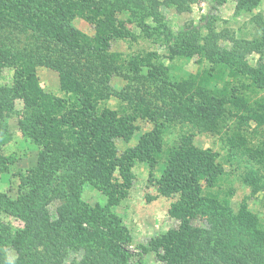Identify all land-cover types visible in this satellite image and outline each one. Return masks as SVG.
Segmentation results:
<instances>
[{"label": "trees", "instance_id": "16d2710c", "mask_svg": "<svg viewBox=\"0 0 264 264\" xmlns=\"http://www.w3.org/2000/svg\"><path fill=\"white\" fill-rule=\"evenodd\" d=\"M212 1L221 6L228 0ZM195 2L169 0L166 4L183 13ZM259 2L235 0V10L250 13ZM158 7L156 0H0V82L4 68L14 69L13 85L0 83V143L10 138L6 121L14 113L19 117L21 135L42 149L37 165L19 173L16 197L0 194V209L24 223L12 240L17 257L8 259L0 248V264H69L72 252H82V257L70 264H130L134 255L124 249V232L112 218L81 201V187L90 183L107 196L110 205H115L127 196L135 162L155 168L162 160L165 171L154 185L162 196L177 197L170 214L181 224L151 239L149 248L141 247V253L155 252L161 264H264V235L245 203L237 216L230 217L228 202L219 205L203 193L202 179L208 181L207 186L214 185L222 173L219 156L210 149L195 147L186 133L169 145L164 140L169 116L153 109L151 103L123 99L122 106L110 108L113 95L107 85L117 69L126 68V61L119 60L110 47L113 41H129L133 36L130 30L121 28L117 17L127 12L145 38L166 42L172 57L197 56L198 64L209 68L208 77L220 74L223 79L225 92L219 96L210 92L207 96L198 88L192 95H199V103L192 96L180 98L177 114L181 120H203L214 126L224 121L226 106L231 105L241 107L242 124L253 120L262 127L264 97L257 95L264 91V68L251 67L246 56L263 53L264 20L254 18L258 36L252 41L217 33L211 22L205 34L188 29L170 42L167 32L160 38L161 33H153L154 28L146 23L148 18L159 21ZM76 17L94 27L92 38L72 25ZM219 41L230 42L232 48L221 49ZM138 59L132 57L129 63ZM144 63L141 66L151 68L146 78L155 81L159 71L151 62ZM41 66L59 73L60 96L40 89L36 69ZM157 82L164 94L170 92L164 79ZM16 100H22V112L16 113ZM135 119H149L155 128L142 135L137 146L119 155L115 140L132 137ZM259 146L248 155L259 170L251 167L243 181L261 187L264 141ZM9 163L11 160L0 154V173ZM55 201L59 206L51 216L48 206ZM222 211L224 214L214 220ZM195 215L204 217L207 226L194 227L191 219ZM240 218L246 240L242 230L241 240L235 239ZM0 232V242L14 237L2 225ZM24 242H28L26 246Z\"/></svg>", "mask_w": 264, "mask_h": 264}, {"label": "rangeland", "instance_id": "374dc122", "mask_svg": "<svg viewBox=\"0 0 264 264\" xmlns=\"http://www.w3.org/2000/svg\"><path fill=\"white\" fill-rule=\"evenodd\" d=\"M156 1L159 3L158 9L161 17L158 22L148 18L146 23L154 28L153 33H161L160 38H164L167 32L170 42L180 32L188 29L196 28L205 34L208 30L207 25L211 22L217 33L224 34L226 32L233 34L236 39L252 41L258 36L255 31L254 18L264 20V0H260L258 6L250 13L237 12L235 0H228L221 6L214 4L212 0H196L183 13H179L172 5L166 4L169 0ZM117 17L122 22L121 28L130 30L133 36L129 41L118 40L111 43V52L118 55L119 60L126 61L124 65L126 68L117 69L110 77L107 85L113 97H111L108 106L116 109L120 107L123 99L151 103L153 109L161 110L165 117L169 116L165 120L167 125L164 130V140L169 145L186 133L187 140H190L195 147L201 150L210 149L216 153L219 156L218 161L222 165V173L214 185L207 186L208 181L202 179L200 185L203 193L206 197L215 198L212 201L219 205L228 202L231 207L230 217L237 216L240 206L245 203L251 217L258 219V227L264 235V186L260 187V184L254 186L243 181L244 175L249 172L251 167L254 170H259L258 164L251 162L248 155L250 152L257 151L259 145L264 141V126H259L253 120H246L242 124L239 118V115L244 114L241 107L236 109L231 105L226 106L227 114L224 121L215 123L214 126H209L207 121L203 120L202 123L181 120L177 114L180 98L192 96L196 99L195 103H199L201 101L199 95L196 97L192 95L198 88L207 96L209 92L212 93L211 96H219L223 94V91L225 92L222 85L223 79L219 78L220 74L208 77L209 68L206 64H198L200 60L197 56L192 58L172 57L165 46L166 42H161L156 38H145L139 28L128 19L127 12L118 13ZM72 25L88 37L94 36V27L85 19L76 17L72 21ZM217 44L221 49L232 48V44L227 41H219ZM132 57L139 59L130 64ZM144 59L151 62L159 71L160 76L155 77V81L146 78L147 71L151 68L141 66L146 65ZM246 60L255 69L264 68V50L262 54L250 53L246 56ZM135 69L139 70L136 72ZM13 76V68H4L1 74V85L11 87ZM36 76L43 93L60 96L58 72L41 66L36 69ZM162 79L169 83L167 87L170 92L167 94L162 92V87L157 82ZM200 79L206 80V82L200 83ZM226 80L227 78L224 81ZM224 88L226 87L224 86ZM217 91H221V93ZM257 96L264 97V91L259 92ZM187 101L185 100L183 103L185 104ZM23 107L22 100L15 101L16 113L22 112ZM18 118L14 113L7 118L6 124L10 138L7 142L0 143V154L11 160L6 170L0 173V194L4 193L11 198H15L17 195L19 173L34 168L42 153L39 146L34 145L21 135L17 126ZM133 126L135 131L128 141L122 137L115 140L114 147L119 155L137 146L140 137L155 128L154 123L149 119H135ZM164 165L163 160L155 168H151L144 162H135L131 167L133 179L127 196L115 205H110L107 196L90 183L86 182L81 187V201L100 211L101 214H106L109 219L112 218L124 232V249L134 255L130 264H161L155 252L143 254L141 247L148 249L151 239L159 237L169 230L178 229L181 224L179 219L170 214L171 207L178 201L177 197L162 196L154 185L164 173ZM260 170L262 169L260 168ZM57 206H59L58 201L48 206L51 216H54ZM223 214V211L218 213L214 216V220ZM239 221L240 225L235 232V239L241 240L243 237L241 230L245 235L246 229L241 223V218ZM191 223L194 227L204 228L207 226L206 219L199 215L193 216ZM1 225L9 229V236L14 234L10 241L3 238V242H0L1 251L8 259L14 260L17 253L12 246V240L15 239L17 232L23 230V220L1 208ZM246 239L248 238L245 235ZM27 243L24 242L23 245L26 246ZM81 257L82 252H72L68 257V263L79 261Z\"/></svg>", "mask_w": 264, "mask_h": 264}]
</instances>
